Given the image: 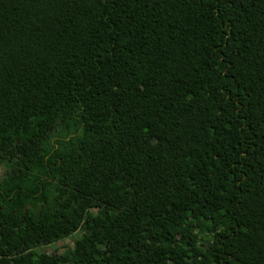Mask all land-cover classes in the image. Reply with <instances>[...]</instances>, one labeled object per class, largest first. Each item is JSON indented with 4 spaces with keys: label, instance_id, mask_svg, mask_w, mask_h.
Wrapping results in <instances>:
<instances>
[{
    "label": "trees",
    "instance_id": "16d2710c",
    "mask_svg": "<svg viewBox=\"0 0 264 264\" xmlns=\"http://www.w3.org/2000/svg\"><path fill=\"white\" fill-rule=\"evenodd\" d=\"M1 167L0 264H264V0H0Z\"/></svg>",
    "mask_w": 264,
    "mask_h": 264
},
{
    "label": "rangeland",
    "instance_id": "374dc122",
    "mask_svg": "<svg viewBox=\"0 0 264 264\" xmlns=\"http://www.w3.org/2000/svg\"><path fill=\"white\" fill-rule=\"evenodd\" d=\"M6 173V168L1 167L0 168V177H2ZM85 232V229L82 228L80 229L77 233L72 235L71 237H68L64 240L58 241L55 244L49 245V246H44L38 249V251H45L48 253H58V254H69L70 251L72 250L75 240L79 238L83 233ZM69 264V263H65Z\"/></svg>",
    "mask_w": 264,
    "mask_h": 264
}]
</instances>
